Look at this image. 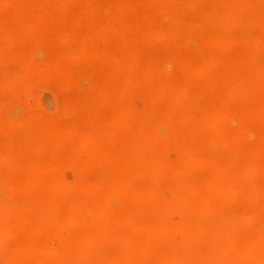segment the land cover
I'll use <instances>...</instances> for the list:
<instances>
[{
	"label": "rangeland",
	"instance_id": "rangeland-1",
	"mask_svg": "<svg viewBox=\"0 0 264 264\" xmlns=\"http://www.w3.org/2000/svg\"><path fill=\"white\" fill-rule=\"evenodd\" d=\"M0 264H264V0H0Z\"/></svg>",
	"mask_w": 264,
	"mask_h": 264
}]
</instances>
